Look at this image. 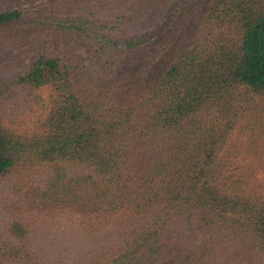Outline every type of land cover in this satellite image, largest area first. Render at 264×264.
<instances>
[{"label":"trees","instance_id":"obj_1","mask_svg":"<svg viewBox=\"0 0 264 264\" xmlns=\"http://www.w3.org/2000/svg\"><path fill=\"white\" fill-rule=\"evenodd\" d=\"M0 264H264V0H0Z\"/></svg>","mask_w":264,"mask_h":264},{"label":"rangeland","instance_id":"obj_2","mask_svg":"<svg viewBox=\"0 0 264 264\" xmlns=\"http://www.w3.org/2000/svg\"><path fill=\"white\" fill-rule=\"evenodd\" d=\"M172 37V32L169 33L166 37L163 36V38H159L158 40H155L151 42V44L148 46L146 51L144 52V55L142 57H138L134 59L131 63L125 64L126 68H129L133 71H137L140 73H148L151 72L157 64V60L159 58V55L163 48L166 47L168 44L170 38ZM4 77H7V74L4 75ZM18 90H15L10 96L9 100L7 101L6 110L7 114H9L15 121L20 122L25 120L26 114L24 112H20V114L23 115H15L14 113L16 105L17 98L20 99V95L17 94ZM189 224L193 225L191 227L194 228V220H189Z\"/></svg>","mask_w":264,"mask_h":264}]
</instances>
